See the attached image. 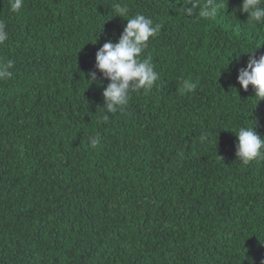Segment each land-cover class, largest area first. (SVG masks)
Here are the masks:
<instances>
[{
	"label": "trees",
	"instance_id": "1",
	"mask_svg": "<svg viewBox=\"0 0 264 264\" xmlns=\"http://www.w3.org/2000/svg\"><path fill=\"white\" fill-rule=\"evenodd\" d=\"M242 2L0 0V264H264V157L242 163L234 134L264 137L238 83L264 25ZM136 14L159 78L108 112L96 54Z\"/></svg>",
	"mask_w": 264,
	"mask_h": 264
},
{
	"label": "clouds",
	"instance_id": "2",
	"mask_svg": "<svg viewBox=\"0 0 264 264\" xmlns=\"http://www.w3.org/2000/svg\"><path fill=\"white\" fill-rule=\"evenodd\" d=\"M12 12L19 13L24 7V0H9ZM194 7H183L186 15H192ZM205 16L214 17L215 7L205 6ZM117 11L124 18L128 9L118 7ZM240 12L246 13L249 19L257 24L264 25V0H243ZM127 20L126 27L117 43L111 41L105 43L96 54V69L110 81L103 91L105 106L108 112L121 110L129 101L132 92L137 90L148 91L153 88L158 80V73L148 58L141 59L148 47V42L159 32V25L143 14H136ZM8 38L6 26L0 22V43ZM259 49V48H258ZM257 49V50H258ZM248 54L249 61L246 68H241L238 75V83L244 91L252 86L255 100L264 101V55L256 58V51ZM14 62L11 60L0 61V81L12 77ZM91 81H96V73L91 74ZM102 86V85H101ZM194 84L185 80L183 89L191 91ZM104 119H108L105 115ZM238 139L236 155L244 163L264 157V137L257 134L256 128L240 127L234 132ZM99 136L91 138L93 147L99 144Z\"/></svg>",
	"mask_w": 264,
	"mask_h": 264
}]
</instances>
